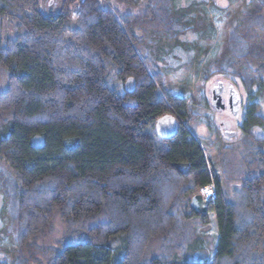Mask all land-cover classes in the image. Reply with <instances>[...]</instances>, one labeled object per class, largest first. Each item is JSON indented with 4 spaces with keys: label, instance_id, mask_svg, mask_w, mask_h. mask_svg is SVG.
<instances>
[{
    "label": "trees",
    "instance_id": "1",
    "mask_svg": "<svg viewBox=\"0 0 264 264\" xmlns=\"http://www.w3.org/2000/svg\"><path fill=\"white\" fill-rule=\"evenodd\" d=\"M256 1L227 50L248 100L241 169L225 186L192 129L191 91L168 86L147 44L188 30L171 15L175 0H62L48 10L41 0H0V164L17 218L16 264H264V0ZM167 114L179 123L171 138L155 129ZM209 184L219 229L210 260L196 255L205 248L189 225L207 218L190 202ZM57 218L60 238L39 244ZM155 240L161 253L150 257Z\"/></svg>",
    "mask_w": 264,
    "mask_h": 264
},
{
    "label": "rangeland",
    "instance_id": "2",
    "mask_svg": "<svg viewBox=\"0 0 264 264\" xmlns=\"http://www.w3.org/2000/svg\"><path fill=\"white\" fill-rule=\"evenodd\" d=\"M41 1L45 4L46 9L57 8L62 2V0ZM175 2L176 7L171 15L180 18L182 25L188 30L184 31L185 33L177 41L165 31V33L152 34L148 38L147 44L149 48L158 52V58L167 66L168 86L185 92L191 91V99L196 103V115H199L198 122H194V125L191 124L192 129L202 142L206 157L210 161L211 170L219 175L225 186L233 185L238 176L237 172L241 169L240 164H242L243 146H241V142L244 138L243 132H240L238 117L232 115L229 110L219 112L210 105L209 111L206 105L207 91L209 87L210 90L212 89L215 82L225 81L234 84L246 104L248 100L247 91L243 86L234 82L236 75L229 64L233 52L231 54L227 50L231 46L229 41L233 36L234 27L239 17L252 9L257 1L175 0ZM73 5L71 9H73ZM77 11L73 10L72 12L76 14L74 12ZM123 11L124 13L142 12L141 9L129 8L127 5H123ZM190 42H192L195 50L184 55L185 43ZM178 47L182 49L176 50L179 49ZM3 87L4 84H1L0 89ZM226 100L228 103V98ZM208 114H210V138L207 127ZM225 131H236L238 135L229 137ZM254 134L261 136L262 132L255 129ZM8 176L9 173L7 174L4 166L0 164V264H16V253L19 248L15 240L17 220L15 206L10 198L5 195ZM199 193L202 194L201 189ZM204 199L209 201L205 197ZM189 225L202 241V247L205 248V253L199 251L196 255L205 256L206 259L210 260L213 257L219 237L215 213L209 208V213L204 222L191 220ZM64 230L65 223L57 218L51 232L46 234V237L40 236L41 239L38 238V243L41 245L54 244ZM148 249L150 257L161 253V245L156 240L150 243Z\"/></svg>",
    "mask_w": 264,
    "mask_h": 264
},
{
    "label": "water",
    "instance_id": "3",
    "mask_svg": "<svg viewBox=\"0 0 264 264\" xmlns=\"http://www.w3.org/2000/svg\"><path fill=\"white\" fill-rule=\"evenodd\" d=\"M126 89L129 92H133L136 87L135 79L133 77H130L126 81ZM221 83H216L214 86V95H213V101L214 105H216L217 110H221L224 108V105L221 104ZM229 106L231 109V113L235 116L241 117V104H240V98L238 96L237 91L231 86L230 88V100H229ZM178 120L176 117H174L171 114L164 115L160 117L155 125L156 132L159 136L163 138H171L173 137L177 130H178ZM227 136L233 137L237 134L236 131H226L225 132ZM190 205L192 209H194L197 213L205 215L208 214L209 208H210V202L206 201L202 194H195L190 202Z\"/></svg>",
    "mask_w": 264,
    "mask_h": 264
},
{
    "label": "flooded vegetation",
    "instance_id": "4",
    "mask_svg": "<svg viewBox=\"0 0 264 264\" xmlns=\"http://www.w3.org/2000/svg\"><path fill=\"white\" fill-rule=\"evenodd\" d=\"M216 83H221L222 86H221V92H220V96H221V104L224 105V108L223 109H219V110H216V105H214V99H213V95H214V86ZM231 86H233V88L237 91L238 93V90L235 88L234 84H230V83H226L225 81H217L213 84L212 86V89L210 90V87L207 91V100H206V105L210 111V105L216 110V111H219V112H222V111H227L229 110L231 112V109H230V106H229V100H230V88ZM238 96L240 98V104H241V117H238L239 119V122H238V126L240 128V132L242 133V128H241V122H242V117L244 115V111H245V107H246V104H245V100L243 99V97L238 93ZM226 98H228V103L226 102ZM232 114V113H231ZM233 115V114H232ZM235 116V115H234ZM207 127H208V137L210 138V114H208L207 116ZM198 122V121H197ZM226 132V131H225ZM226 134V133H225ZM238 134H236L235 136H237Z\"/></svg>",
    "mask_w": 264,
    "mask_h": 264
},
{
    "label": "built area",
    "instance_id": "5",
    "mask_svg": "<svg viewBox=\"0 0 264 264\" xmlns=\"http://www.w3.org/2000/svg\"><path fill=\"white\" fill-rule=\"evenodd\" d=\"M79 8H80L79 1H76L73 5L72 10H76V11L78 10L79 11ZM201 193L204 195V197L207 200L213 199L214 198V186H213V184H209V185L202 187Z\"/></svg>",
    "mask_w": 264,
    "mask_h": 264
},
{
    "label": "clouds",
    "instance_id": "6",
    "mask_svg": "<svg viewBox=\"0 0 264 264\" xmlns=\"http://www.w3.org/2000/svg\"><path fill=\"white\" fill-rule=\"evenodd\" d=\"M214 196H215V191H214ZM210 201V200H209Z\"/></svg>",
    "mask_w": 264,
    "mask_h": 264
}]
</instances>
